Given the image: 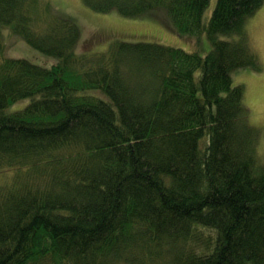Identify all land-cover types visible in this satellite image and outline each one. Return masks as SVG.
<instances>
[{"label": "trees", "instance_id": "16d2710c", "mask_svg": "<svg viewBox=\"0 0 264 264\" xmlns=\"http://www.w3.org/2000/svg\"><path fill=\"white\" fill-rule=\"evenodd\" d=\"M85 3L161 10L211 49L80 50L69 13L0 0V264H264L260 129L232 78L260 68L246 23L263 0H217L208 22L209 0ZM13 33L48 62L6 56Z\"/></svg>", "mask_w": 264, "mask_h": 264}, {"label": "rangeland", "instance_id": "374dc122", "mask_svg": "<svg viewBox=\"0 0 264 264\" xmlns=\"http://www.w3.org/2000/svg\"><path fill=\"white\" fill-rule=\"evenodd\" d=\"M216 1L209 0L204 12L205 22H208L211 17ZM41 3L43 5L49 4L52 10L55 8L62 12H67L77 20L82 31L81 39L83 38L79 43L80 50L84 48V45H89L90 41H94L92 44L94 49L92 50L102 51L115 39L159 42L166 45L179 46L188 51H199L201 54H205L211 49V44L209 39L206 38V34L205 36L202 35L201 39L198 36L178 34L165 19L166 15L161 10H157L155 14L126 16L117 9H112L108 12L97 11L89 7L85 0H41ZM246 29L251 38L253 48L258 54L260 68L255 69L252 66L236 68L233 71L232 78L235 84L241 83L245 87V102L249 107L250 121L260 129L258 150L264 160V0L256 12L248 19ZM14 36V38L12 36L9 39L10 44L8 52H5L6 56L29 58L37 63L41 62L36 60L48 62V59H44V54L27 44L22 37L16 34ZM233 37L234 35H220L221 39ZM201 41L202 46L196 48L197 43L201 44ZM192 48L196 49L192 50ZM37 54H40V56ZM22 104L19 103L17 106H22ZM12 176V172L7 175V182Z\"/></svg>", "mask_w": 264, "mask_h": 264}]
</instances>
